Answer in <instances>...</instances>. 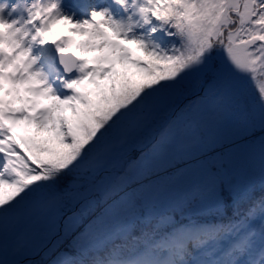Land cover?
Masks as SVG:
<instances>
[{
    "label": "snow or ice",
    "instance_id": "1",
    "mask_svg": "<svg viewBox=\"0 0 264 264\" xmlns=\"http://www.w3.org/2000/svg\"><path fill=\"white\" fill-rule=\"evenodd\" d=\"M244 78L264 81V0H0V264H264V86L258 194L228 179L255 156L247 117L243 144L158 171ZM204 200L216 216L193 220Z\"/></svg>",
    "mask_w": 264,
    "mask_h": 264
},
{
    "label": "rangeland",
    "instance_id": "2",
    "mask_svg": "<svg viewBox=\"0 0 264 264\" xmlns=\"http://www.w3.org/2000/svg\"><path fill=\"white\" fill-rule=\"evenodd\" d=\"M105 2H107V0H86V4H96ZM53 32L59 35L68 34L67 27L63 25H57L53 29ZM256 82L257 80L251 81L247 78H244L241 81L238 90L234 94L226 98H230L231 101L235 103L238 108L237 112H239L241 116L243 114V117H246L248 114L247 118L249 120H251L250 114L255 117L256 127H259V115L256 111V102L259 95L254 92L250 93L249 95L248 106L251 111L250 114L246 112L243 113V109L240 108L241 104L243 108H246V105L243 104L242 101V96L244 93L242 91H245V89L249 87V85L250 88L255 87L257 89H260L262 86H264V84L262 85ZM224 101L227 102L226 100ZM223 104L226 106V112H224L223 114H218L213 111L212 108H209L207 111H205L202 122H200L198 125H194L186 133V135L182 136L174 142V146L170 155L160 158V168L158 169V171H174L171 169L175 168L178 163L186 161L183 166H180L179 170L186 171L188 169H191L193 172H195L198 167V161L203 158L197 157L201 154L206 153L207 147L221 146L222 150H226L228 148H235L237 144H243L242 140L236 142L237 138L240 139V137L234 135V132L236 131L237 119L239 118V116L235 117V112H230L227 108V105L225 103ZM162 126H164V128L167 127L165 125L164 119H158L157 122L153 124V126L147 132L141 131L134 135L129 141V148L127 149V155L125 156V158H127L131 151L134 149H145V151H147L148 147H150V142L153 140V137L159 136V133L162 130ZM227 140L232 141L231 146L226 143ZM258 143V141H255V156L254 159L251 161V167L248 163H245L241 157L238 156L236 158L238 162L235 163L234 166L229 169L228 175V179L232 183H235L238 186H244L245 183L249 181L250 177L251 180L256 178V175L260 170L258 163L259 151L256 149ZM133 159L134 158H132L131 160H126L131 162ZM198 206L199 209L206 211L212 207V204L211 201L204 200ZM60 219V217L56 218L58 228L60 227ZM64 219H67V216H65ZM69 239L71 240V238ZM65 242L66 240L64 241V243ZM42 255L43 252H41L40 255H32L26 253L24 259L28 261L36 257H42ZM38 260L39 259H37L36 261Z\"/></svg>",
    "mask_w": 264,
    "mask_h": 264
},
{
    "label": "trees",
    "instance_id": "3",
    "mask_svg": "<svg viewBox=\"0 0 264 264\" xmlns=\"http://www.w3.org/2000/svg\"><path fill=\"white\" fill-rule=\"evenodd\" d=\"M256 83H259V84H264V81H261V80H259V79H257V82ZM259 91H260V89H257V88H255V87H251L250 88V85H249V87H247L246 89H245V91H242V92H244L243 93V96H242V101H243V104H245L246 105V108H243L242 107V104L240 105L241 107L240 108H242L243 109V113L244 112H246V113H249L250 114V108H249V104H248V99H249V95H250V93H256V94H258L259 95ZM224 100H226L227 102H225ZM223 100V103H225L226 105H227V108H228V110L230 111V112H232V111H234L235 112V117H243V114H242V116H241V114L239 113V112H237V110H238V108H237V106L235 105V103H233L232 101H231V99L230 98H225ZM247 116H248V114H247ZM246 116V117H247ZM250 119L251 120H254L255 121V124H256V120H255V117H253L251 114H250ZM261 136H262V133L260 132V130H259V127H256V129H255V141H260V138H261ZM156 138H159V136H157ZM239 141H241V139H239V138H237V140H236V142H239ZM243 141V140H242ZM231 142L232 141H228L227 140V144L228 145H232L231 144ZM256 149L259 151V143L257 144V146H256ZM135 150V151H134ZM134 150H132L131 151V153L128 155V157L127 158H125V159H132V158H137V157H139L140 156V150H137V149H134ZM145 150V149H144ZM221 151H224V150H222V147L221 146H210V147H207V152L206 153H204V154H201V155H199L197 158H201V157H204L206 154H210V153H219V152H221ZM185 162L186 161H183V162H181V163H178L177 165H176V167L175 168H173V169H171V170H176V169H179L180 168V166H183L184 164H185ZM258 163H259V167H260V160L258 159ZM260 169V168H259ZM259 172H260V170H259ZM259 172H258V174L256 175V178L255 179H253L252 180V182L254 183V185H255V189H256V192H257V194L259 193V191H260V186H259ZM235 184V183H234ZM236 185V184H235ZM238 186V185H237ZM238 187H243V186H238ZM200 203H202V201H198V202H195V203H193L191 206H190V209H189V211H188V216L189 217H191L193 220H197V221H205V220H209V219H211L212 217H214V216H216V210L213 208V207H211V208H209L208 210H206V211H204V210H202V209H199L198 207V205L200 204ZM186 219V218H185ZM254 223H259V218H257V220L256 221H254ZM69 240V241H68ZM68 240H66V242L63 244L64 245V247L62 248V250L61 251H64V250H67V248H68V244L70 243V239H68ZM68 241V242H67ZM85 258H87V257H85ZM37 259H41V257H36V258H33V259H31V260H37Z\"/></svg>",
    "mask_w": 264,
    "mask_h": 264
},
{
    "label": "bare ground",
    "instance_id": "4",
    "mask_svg": "<svg viewBox=\"0 0 264 264\" xmlns=\"http://www.w3.org/2000/svg\"><path fill=\"white\" fill-rule=\"evenodd\" d=\"M75 6H76V5H75ZM76 8H77V9H79V7H78V6H76Z\"/></svg>",
    "mask_w": 264,
    "mask_h": 264
}]
</instances>
